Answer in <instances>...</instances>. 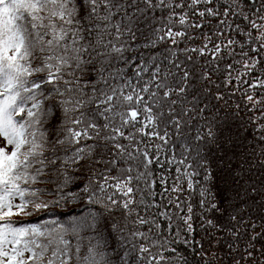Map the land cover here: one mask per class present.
<instances>
[{
	"label": "snow or ice",
	"instance_id": "obj_1",
	"mask_svg": "<svg viewBox=\"0 0 264 264\" xmlns=\"http://www.w3.org/2000/svg\"><path fill=\"white\" fill-rule=\"evenodd\" d=\"M257 220L264 0H0V264H264Z\"/></svg>",
	"mask_w": 264,
	"mask_h": 264
},
{
	"label": "trees",
	"instance_id": "obj_2",
	"mask_svg": "<svg viewBox=\"0 0 264 264\" xmlns=\"http://www.w3.org/2000/svg\"><path fill=\"white\" fill-rule=\"evenodd\" d=\"M239 98L240 96L238 93L237 96L233 98V102ZM70 208L71 206H69V208H52V209L47 210L46 213H37L33 217H27L23 219L27 222H36L40 219L59 218V215L61 213L69 211ZM256 223L259 225V227H257V231H260V228L264 227V223L260 222L259 220H257ZM241 231H243V229H241ZM203 235L204 233L200 232L198 229V234L196 235V239L200 240L201 236ZM246 242H247L246 238L242 240L241 247ZM257 247L259 248V244L257 245ZM205 252H207L208 254L206 256V259L209 261V264H234V262L230 259H217L216 258V257H225L227 254L226 248L215 247L214 245H209L205 242ZM213 253H215V256H213ZM187 255L190 260V264H204V261L201 259V256L198 254H195L193 250L190 249Z\"/></svg>",
	"mask_w": 264,
	"mask_h": 264
}]
</instances>
